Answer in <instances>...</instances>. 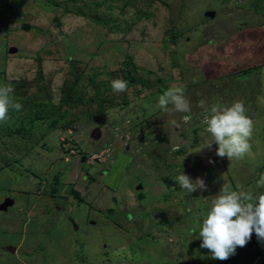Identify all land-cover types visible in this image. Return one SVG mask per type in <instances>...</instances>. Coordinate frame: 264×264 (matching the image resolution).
Masks as SVG:
<instances>
[{
  "label": "rangeland",
  "instance_id": "obj_1",
  "mask_svg": "<svg viewBox=\"0 0 264 264\" xmlns=\"http://www.w3.org/2000/svg\"><path fill=\"white\" fill-rule=\"evenodd\" d=\"M0 78L56 104L71 86L83 98L30 141L0 128V206L13 201L0 208V264H264L255 233L224 261L197 239L223 185L252 189L264 173V0H0ZM174 86L190 113L158 108ZM201 99L245 102L244 159L203 147ZM182 172L207 190H182Z\"/></svg>",
  "mask_w": 264,
  "mask_h": 264
},
{
  "label": "clouds",
  "instance_id": "obj_2",
  "mask_svg": "<svg viewBox=\"0 0 264 264\" xmlns=\"http://www.w3.org/2000/svg\"><path fill=\"white\" fill-rule=\"evenodd\" d=\"M114 94L128 90V82L123 78L111 81ZM11 84L0 86V122L9 119V111L19 112L23 105L14 96ZM158 108L165 112H191V103L183 87H169L157 97ZM198 107L209 113L204 117V131L210 135V140L203 147L212 149L217 145L216 155L229 161L242 160L249 153V143L254 122L246 115L247 108L243 100L234 101L231 105L214 103L211 106L203 99L198 101ZM189 117L184 116L187 120ZM176 183L187 193L206 191L207 185L203 178L192 180L183 172L175 177ZM255 233L257 240L264 242V173H258L252 189L243 187L233 189L223 185L220 192L213 196L202 223L198 225L200 248L207 249L211 258L227 260L235 255L237 247H244Z\"/></svg>",
  "mask_w": 264,
  "mask_h": 264
},
{
  "label": "trees",
  "instance_id": "obj_3",
  "mask_svg": "<svg viewBox=\"0 0 264 264\" xmlns=\"http://www.w3.org/2000/svg\"><path fill=\"white\" fill-rule=\"evenodd\" d=\"M126 76L128 85L133 84L136 80L135 78H137L132 74H127ZM75 81H77V79ZM5 84H7L6 80L0 78V86ZM75 89V86H71L58 104L53 102L51 98L46 95L47 92L45 89L39 92L41 95L37 94L36 96H31L27 93H14L16 100L20 102L23 107L19 112L10 110L9 119L6 122H0V128L9 130V134L4 136H10L12 139L28 137V141H30V137L32 136L30 131L36 129V127L38 129L37 133H41L42 136L48 134L49 131L62 121V110L65 105L73 106L72 104L76 101H82V95L76 93ZM73 90L75 91L74 95ZM44 95L46 96L45 98L42 97ZM68 124L69 123H65L64 126L66 127ZM74 194L77 198L80 197L79 192L75 191Z\"/></svg>",
  "mask_w": 264,
  "mask_h": 264
},
{
  "label": "water",
  "instance_id": "obj_4",
  "mask_svg": "<svg viewBox=\"0 0 264 264\" xmlns=\"http://www.w3.org/2000/svg\"><path fill=\"white\" fill-rule=\"evenodd\" d=\"M15 50V49H14ZM95 134H93L96 138H98L99 137V135L101 134V131L99 130V128H96V130H95V132H94ZM83 161H85V157H83V159H82ZM11 203H13V201L11 200V199H7L6 200V202L5 203H3L1 206H0V208H6L7 206H9ZM8 250H10V251H15L16 250V248H14V247H8L7 248Z\"/></svg>",
  "mask_w": 264,
  "mask_h": 264
}]
</instances>
